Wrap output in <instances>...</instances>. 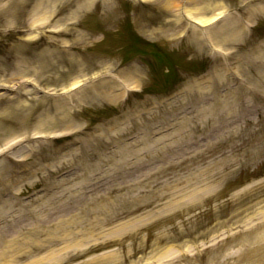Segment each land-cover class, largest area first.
<instances>
[{"label": "rangeland", "instance_id": "obj_1", "mask_svg": "<svg viewBox=\"0 0 264 264\" xmlns=\"http://www.w3.org/2000/svg\"><path fill=\"white\" fill-rule=\"evenodd\" d=\"M186 1L165 8L149 1L94 0L77 9V0H43L35 12L34 0H0V232L19 216L23 229L35 227L26 214L30 208L41 217L50 208H73L89 183L99 185L96 195L106 183L141 177L136 170L123 179L114 175V160L121 156L131 160L139 150L141 156L160 147L182 146L186 153L211 148L208 142L217 136L207 137L202 125L217 96L236 107L247 104L236 112L235 130L248 121L263 132L264 81L258 76H264V0H209L223 5L226 15L198 28L208 35L207 45L194 39L198 26ZM249 10L256 13L251 21L245 20ZM43 17L44 23H34ZM225 17L247 24L236 43L220 41ZM250 87L261 99L242 93ZM213 149L181 171H215L219 183L198 180L187 189L191 196L183 195L185 202L161 215L138 211L142 224L134 215L125 226L119 222L128 217L115 222L109 247L68 262H41L98 264L95 257L116 253L125 259L120 264H264V156L247 167L235 164L222 178L226 161L214 152L229 149ZM158 152L146 164L152 178L144 180L155 178L164 162ZM237 157L243 159L242 153ZM8 233L7 239L16 235ZM148 244L155 249L134 251ZM83 248L72 245L71 253Z\"/></svg>", "mask_w": 264, "mask_h": 264}, {"label": "bare ground", "instance_id": "obj_2", "mask_svg": "<svg viewBox=\"0 0 264 264\" xmlns=\"http://www.w3.org/2000/svg\"><path fill=\"white\" fill-rule=\"evenodd\" d=\"M93 1L94 0H77V9L88 8ZM110 1L111 0H101L105 5H108ZM140 1L153 2L156 3L158 7L165 8L176 6L174 5L176 0ZM208 1L209 0L186 1L188 5L186 6V12L195 17L192 23L198 26L194 32V39L200 40L204 45H207L206 41L208 35L204 31L198 30V28L208 25L218 17L226 15H221V11L224 8L223 5L211 4ZM42 2L43 0H34V6L36 5L34 7L35 12H38L40 9L39 6H42ZM190 5L191 7L187 9ZM215 9H219V11L212 12ZM207 12H212V14L208 17L203 16ZM254 16H256L255 11L249 10L248 14L245 16V20L251 21ZM45 20V17L42 19H35L34 23L40 25L44 23ZM221 22V28L226 25V27L220 30L221 42L225 44H230V42H232L233 44L242 39L247 25L244 20H241V18L225 17ZM154 33L158 32L151 31L148 34L152 35ZM219 47L222 46L219 45ZM257 60L258 57H255L252 62L256 64L259 62V60ZM259 75L258 79L264 81V76L261 77L262 74ZM241 91L243 94H249L252 97L255 96L261 99V93L256 88H244L243 90L241 89ZM230 93L236 94L237 89ZM232 102L233 100H222L217 96L213 100L214 109L209 110L208 115H205L202 131L205 130V135H207V137L211 138L217 136L215 139H218L217 142H208L211 148H197L194 151L186 153L182 151L183 149H180L182 146L174 149L175 151L169 149L162 150L164 147H162V149L160 147V149L154 150L147 149L141 156L138 154V152H141V150H139L136 153L139 157L136 156L131 160H123L124 158L121 156V158L115 159L114 162H116L115 165L117 170L114 175L118 174L120 178L123 179L126 175H130L132 170H136V172L138 171L140 173L142 179L139 177L131 182L121 181L118 185L111 184V182L106 183L105 186L102 187V193L96 195L93 190H95L97 186L99 187V185L94 186L93 183H89L82 193L76 197L73 208L71 206L67 209L60 208V206L58 208H50L46 210V214L42 217L38 216L39 213L33 208L28 209L26 214L30 219H33L35 227L30 230L23 229L22 216H19L17 217V221L15 220L12 222L13 224L11 223L12 225L9 231L4 229L0 232V264H16L21 261L22 258H31L27 264H44V262L41 261L53 257V259H58V261H60L58 263H62L63 261H72L85 253L93 252L103 247H109L114 243L112 239L116 232L111 226L114 225L115 222L128 217V219L122 221L123 223L119 222V224L125 226L132 220L131 218L135 216L134 214L142 209H148L144 213L146 215H161L166 210L172 209L175 206L177 207L178 203H181L182 200L184 202L186 201L183 195L189 190V186L192 184L194 186V183L200 179L202 180L201 184H208L211 182L219 183L220 181L217 182V180L213 179L215 171L196 169L195 171L197 172L195 174H193L195 171L188 173H183L181 171L187 169V167L192 165L195 161L205 159L207 153L214 151L213 147L216 144L229 149H222L214 152L219 155L215 158H220L222 162L226 161L219 169H222V178H227L231 175V172L229 173L228 171L231 170L233 172L232 168L235 167V164L239 165V167H247L250 162H254L264 156V129L263 132L260 131L261 127L258 130L253 129V123L246 121L243 128L238 131L235 130L233 124L236 122L235 119H237L236 112L243 111L244 109L247 110L248 107L247 104L246 106L242 105V107H236ZM41 132L36 133L38 134ZM180 145L181 143L179 146ZM158 151L164 152L163 157L165 160L156 168L155 174L153 175H156L155 178L153 177L152 180H149L148 176L152 178V175L150 172L146 171V164L148 159H155L158 157ZM237 151L242 153L243 159H237V154L240 153ZM175 155H177V157H175ZM210 155H212V153ZM133 162L135 163L131 166ZM215 169L216 168H213V170ZM190 170L191 168L189 171ZM141 171L146 172L142 174L143 172L141 173ZM256 174V170L251 171V175ZM145 175L148 176H146L144 180ZM87 191H89V194H87ZM188 195L190 194L187 192V196ZM63 211L66 213V217H64L65 215L63 216ZM69 214L70 216L67 217ZM142 215L143 214L135 217L138 218ZM143 221H145V218H138L140 224H142ZM4 232L5 234L10 232L8 234L16 235L12 236L11 239H7L4 236ZM24 237L27 238L23 241ZM72 245H83L84 248L80 252L71 253ZM154 246L153 244H148L146 246H140L134 249V251L144 252L146 249L153 251L155 249ZM42 251H44V254L55 251L56 253H52L50 257H47V255L42 257V255L39 256ZM109 254H107L108 256L104 254L101 258L95 257L93 260L97 261L98 264H120L122 260H125L124 258L119 260L116 253H113L111 258ZM124 257L126 258L127 256L125 255ZM167 260L171 261V259Z\"/></svg>", "mask_w": 264, "mask_h": 264}]
</instances>
